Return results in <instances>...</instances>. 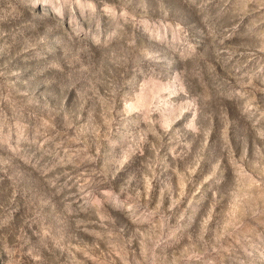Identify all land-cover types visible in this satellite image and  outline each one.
I'll return each instance as SVG.
<instances>
[{"label": "rangeland", "instance_id": "rangeland-1", "mask_svg": "<svg viewBox=\"0 0 264 264\" xmlns=\"http://www.w3.org/2000/svg\"><path fill=\"white\" fill-rule=\"evenodd\" d=\"M0 264H264V0H0Z\"/></svg>", "mask_w": 264, "mask_h": 264}]
</instances>
